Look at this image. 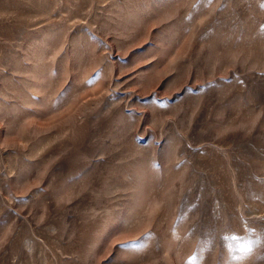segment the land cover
I'll return each mask as SVG.
<instances>
[{"label":"rangeland","instance_id":"obj_1","mask_svg":"<svg viewBox=\"0 0 264 264\" xmlns=\"http://www.w3.org/2000/svg\"><path fill=\"white\" fill-rule=\"evenodd\" d=\"M262 5L0 0V264H264Z\"/></svg>","mask_w":264,"mask_h":264},{"label":"snow or ice","instance_id":"obj_2","mask_svg":"<svg viewBox=\"0 0 264 264\" xmlns=\"http://www.w3.org/2000/svg\"><path fill=\"white\" fill-rule=\"evenodd\" d=\"M262 7H264V5H262ZM89 83H91V81H89ZM147 238V237H145ZM120 248H138V247H142V245L136 244L135 242L132 243H126V244H121L119 245Z\"/></svg>","mask_w":264,"mask_h":264}]
</instances>
